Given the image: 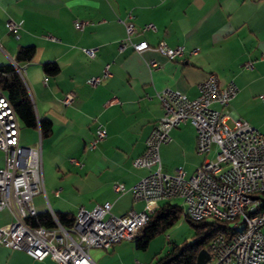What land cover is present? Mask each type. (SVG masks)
Returning a JSON list of instances; mask_svg holds the SVG:
<instances>
[{"label": "crops", "instance_id": "0c3cea01", "mask_svg": "<svg viewBox=\"0 0 264 264\" xmlns=\"http://www.w3.org/2000/svg\"><path fill=\"white\" fill-rule=\"evenodd\" d=\"M130 13L135 25L131 41H147L152 47L140 54L131 47L120 49L126 38L122 21ZM8 21L19 25L16 33L9 31ZM75 21L87 24L80 30ZM149 24L156 30H144ZM161 41L184 46L186 55L169 61L153 49ZM31 45L36 53L20 66L23 80L37 117L52 122L44 138L37 128L20 127L21 146L41 143L46 194L34 197L39 212L48 204L55 213L76 214L80 207L92 209L105 202L112 203L117 216L142 211L144 203L134 202L130 189L150 170L133 162L145 151L150 132L163 116L156 97L163 89L195 99L199 84L214 73L220 87L233 82L238 88L225 108L228 124L247 121L264 135V0H0V66L14 64L18 48ZM193 49L198 53L189 55ZM85 50H94L95 56ZM151 61L161 67L152 69ZM248 61L253 62L252 69L244 66ZM46 62L56 63L58 74H46L42 69ZM106 66L112 77L96 86L88 84L89 78L102 76ZM70 92L75 100L65 106L62 99ZM100 126L107 137L89 149ZM170 136L160 148L164 173L173 175L183 168L191 177L205 159L215 158L216 147L207 155L197 154L196 130L189 122L174 128ZM4 163L0 151V167ZM114 183L127 190L116 194ZM13 220L8 210L0 211V227ZM131 241L92 249L91 259L96 264H137L131 252L125 253L129 247L123 246ZM0 264L58 263L34 260L0 245Z\"/></svg>", "mask_w": 264, "mask_h": 264}, {"label": "built area", "instance_id": "2783aa9c", "mask_svg": "<svg viewBox=\"0 0 264 264\" xmlns=\"http://www.w3.org/2000/svg\"><path fill=\"white\" fill-rule=\"evenodd\" d=\"M132 20L130 13L122 21L126 38L121 41L120 49L131 47L140 54L152 47L147 41H131L135 32ZM86 24L74 22L75 28L80 30ZM6 26L14 33L20 28L12 21ZM144 30L155 31L156 28L149 24ZM153 49L169 61L186 55L184 46L170 47L164 41ZM84 52L91 58L95 56L94 50ZM197 53L198 49L188 52L189 55ZM244 66L252 69L253 62L248 61ZM150 67L159 69L161 66L151 61ZM16 69L23 79L22 69ZM110 77L112 74L106 66L102 76L91 77L87 82L96 86ZM237 93L233 82L220 87L214 73L199 84V96L195 99L170 88L157 92L163 116L150 132L145 151L133 162L137 168L150 170L130 189L133 201L144 203L143 210L117 216L112 213L110 202L92 209L80 207L73 225L65 228L47 204L46 210L56 226L46 228L32 227L27 222L39 212L33 203L34 197L46 194L41 143L38 147L21 146L19 120L0 89V150L5 156L4 166L0 167V211L8 210L14 218L12 223L0 227V245L23 251L38 261L50 258L58 264H96L90 250H106L122 241L134 240L162 202L178 199L183 202L185 216L190 221L211 220L228 227L225 233L211 240L207 250L209 260L205 264H264V214H260L264 203V135L247 121L228 124L230 114L225 108ZM261 98L264 100V96ZM74 100L75 94L70 92L62 103L68 106ZM214 105L221 109H215ZM186 122L196 130L197 154L207 155L216 147L215 158L205 159L191 177H186L183 168H178L173 175L164 173L160 148L171 141V131ZM106 137V129L100 126L89 149H95ZM72 162L81 165L75 159ZM126 190L121 183L113 184V191L118 195ZM54 193L58 196L59 190ZM243 204H251V211L243 212ZM238 225L246 226L245 235H232V228Z\"/></svg>", "mask_w": 264, "mask_h": 264}, {"label": "trees", "instance_id": "16d2710c", "mask_svg": "<svg viewBox=\"0 0 264 264\" xmlns=\"http://www.w3.org/2000/svg\"><path fill=\"white\" fill-rule=\"evenodd\" d=\"M35 53V46H20L16 52L15 63L0 66V89L8 97L20 127L37 128L41 137L44 138L50 134L52 122L45 117H37L28 89L16 69V67L20 68L21 65L31 62ZM42 69L46 74L52 76L58 74L60 70L54 62L44 63ZM55 214L63 227L70 228L73 225L75 214L69 212ZM182 215L185 216L182 206L171 202L163 203L150 217L148 224L135 237L136 248L145 249L154 237L172 228ZM185 218L187 219L186 216ZM27 222L32 227L52 228L56 226L47 210L38 212L34 217H29ZM190 222L196 228L197 240L181 247L174 246L170 252L157 258L151 264H198L199 253L202 250H208L211 240L228 229L226 225L216 221Z\"/></svg>", "mask_w": 264, "mask_h": 264}, {"label": "rangeland", "instance_id": "374dc122", "mask_svg": "<svg viewBox=\"0 0 264 264\" xmlns=\"http://www.w3.org/2000/svg\"><path fill=\"white\" fill-rule=\"evenodd\" d=\"M23 129L26 128L23 127ZM31 146H34V144L29 143L26 145V147ZM38 146L39 143L36 144V147ZM47 171L48 169L45 170V173ZM43 195H41V197H44ZM170 202L183 207V202L181 200L174 199ZM210 221L211 220H208V222ZM196 240V228L189 220L185 218L184 215H182L172 228L154 237L145 249L136 248L135 240L131 242H125L123 243V246L129 247V250L127 248L125 253L127 254L128 252H131V256L133 255L134 261L137 260L139 264H151L154 263L157 258L163 257L168 252H170L174 246L181 247L186 243L194 242Z\"/></svg>", "mask_w": 264, "mask_h": 264}, {"label": "bare ground", "instance_id": "6f19581e", "mask_svg": "<svg viewBox=\"0 0 264 264\" xmlns=\"http://www.w3.org/2000/svg\"><path fill=\"white\" fill-rule=\"evenodd\" d=\"M251 204H243V212H250ZM260 214H264V203L261 204ZM246 234V226L238 225V227L232 228V235H245Z\"/></svg>", "mask_w": 264, "mask_h": 264}, {"label": "water", "instance_id": "95a60500", "mask_svg": "<svg viewBox=\"0 0 264 264\" xmlns=\"http://www.w3.org/2000/svg\"><path fill=\"white\" fill-rule=\"evenodd\" d=\"M209 260V253L207 250H202L198 255V264H205Z\"/></svg>", "mask_w": 264, "mask_h": 264}]
</instances>
